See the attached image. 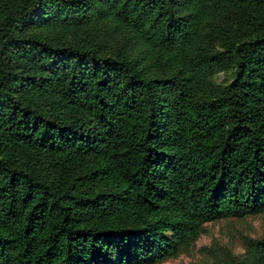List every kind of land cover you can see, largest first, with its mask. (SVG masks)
<instances>
[{
    "label": "trees",
    "instance_id": "1",
    "mask_svg": "<svg viewBox=\"0 0 264 264\" xmlns=\"http://www.w3.org/2000/svg\"><path fill=\"white\" fill-rule=\"evenodd\" d=\"M261 213L264 0H0V264H158Z\"/></svg>",
    "mask_w": 264,
    "mask_h": 264
},
{
    "label": "rangeland",
    "instance_id": "2",
    "mask_svg": "<svg viewBox=\"0 0 264 264\" xmlns=\"http://www.w3.org/2000/svg\"><path fill=\"white\" fill-rule=\"evenodd\" d=\"M229 77L219 73L216 84ZM264 238V213L230 216L205 223L204 230L181 248L178 255L158 264H247L252 239Z\"/></svg>",
    "mask_w": 264,
    "mask_h": 264
}]
</instances>
